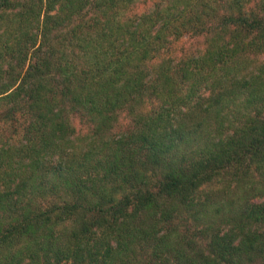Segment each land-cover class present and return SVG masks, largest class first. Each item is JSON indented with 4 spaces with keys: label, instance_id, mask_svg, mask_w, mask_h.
Masks as SVG:
<instances>
[{
    "label": "trees",
    "instance_id": "trees-1",
    "mask_svg": "<svg viewBox=\"0 0 264 264\" xmlns=\"http://www.w3.org/2000/svg\"><path fill=\"white\" fill-rule=\"evenodd\" d=\"M144 1L0 0V264H264V0Z\"/></svg>",
    "mask_w": 264,
    "mask_h": 264
},
{
    "label": "rangeland",
    "instance_id": "rangeland-1",
    "mask_svg": "<svg viewBox=\"0 0 264 264\" xmlns=\"http://www.w3.org/2000/svg\"><path fill=\"white\" fill-rule=\"evenodd\" d=\"M142 3V2H141ZM139 5L140 8H146L150 5L151 3V0H145L143 2V4ZM202 44V40L200 37H190V36H187V37H181L179 38L174 45H172V49L173 47L177 50L176 52L180 50H183L184 53H187V52H191L193 50H197L199 49V46H201ZM174 51V49H173ZM125 117L122 115L120 117V120H124Z\"/></svg>",
    "mask_w": 264,
    "mask_h": 264
}]
</instances>
